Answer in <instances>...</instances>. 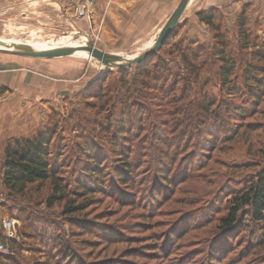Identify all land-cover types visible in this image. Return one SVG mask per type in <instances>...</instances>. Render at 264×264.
<instances>
[{
  "label": "rangeland",
  "instance_id": "obj_1",
  "mask_svg": "<svg viewBox=\"0 0 264 264\" xmlns=\"http://www.w3.org/2000/svg\"><path fill=\"white\" fill-rule=\"evenodd\" d=\"M179 1L152 14L157 26L139 42L140 33L107 25L108 0L95 2L89 17L78 14L85 0L32 10L4 0L0 39L42 45L84 36L78 46L91 41L103 53L131 58L150 48L144 45ZM237 1H192L145 71L136 64L106 71L85 52L48 61L60 67L55 77L64 85L52 97L0 85V242L8 248L0 264H264L260 226L250 216L221 227L231 197L264 167V0ZM209 8L217 9L233 65L225 81L215 34L196 17ZM243 10L250 40L238 35ZM10 56L0 52V59ZM252 66L263 85L246 80ZM39 131L51 132L50 162L65 190L51 207L49 182L17 196L1 180L6 143ZM67 206L80 209L67 214ZM3 220L14 224L12 235Z\"/></svg>",
  "mask_w": 264,
  "mask_h": 264
},
{
  "label": "trees",
  "instance_id": "obj_2",
  "mask_svg": "<svg viewBox=\"0 0 264 264\" xmlns=\"http://www.w3.org/2000/svg\"><path fill=\"white\" fill-rule=\"evenodd\" d=\"M216 11L217 9L215 8H210L206 11H198L196 17L201 23L211 28L215 34L214 40L216 45L212 47V50H216L218 52L216 54H220L219 61H221V67L219 69V74L225 81V78L229 77L233 65L228 64V58L224 49V37L221 34V26L215 23ZM245 26L246 17L245 11L243 10L237 18L238 35L242 39L250 40L251 37L244 31ZM174 33L175 30L171 36ZM170 37L161 49L169 45L171 41ZM260 53L262 52L258 50L255 54L259 56L258 58H263ZM155 55L156 54L139 64V68L144 66L143 69L140 70H147L149 59H153ZM191 55L192 58H197L196 51H191ZM182 58L183 62L188 64L185 53H182ZM123 69L124 68H120L119 70ZM258 71L260 70L255 66L245 69L247 74L246 80H251L256 86L259 84L263 85L260 79H256V77L253 76L258 73ZM246 87L249 88L248 86ZM247 94L250 98H259L258 93L252 89H248ZM50 134L51 132L48 131H39L31 138H16L6 143L1 180L8 194L21 196L29 186L49 182L53 186L54 193H56L48 197L46 201L50 207L65 197V190L59 183L60 179L56 177L58 172L50 162L52 155ZM96 163L98 164V161H96ZM85 170H87V168ZM88 170H90V168ZM124 180L125 179H121L122 182H125ZM231 200H233V205L230 207L227 216L221 219V227L225 230H230L239 221L240 215L244 214L250 216L251 220L260 226L258 240L264 245V167L249 180L245 187L237 192V195H233ZM79 209L78 207L67 206L65 212L67 214H72Z\"/></svg>",
  "mask_w": 264,
  "mask_h": 264
},
{
  "label": "crops",
  "instance_id": "obj_3",
  "mask_svg": "<svg viewBox=\"0 0 264 264\" xmlns=\"http://www.w3.org/2000/svg\"><path fill=\"white\" fill-rule=\"evenodd\" d=\"M4 1V0H2ZM0 0V2H2ZM13 3L9 6L26 7L32 10L36 6H41L42 2H50L54 6L63 4L77 5L79 0H6ZM52 1V2H51ZM107 4V0H102ZM179 1V0H178ZM225 3L235 0H193L195 3ZM239 1V0H238ZM237 1V2H238ZM175 0H112L110 8L106 13L107 25L117 30L120 28L129 29L128 36L139 34L143 42V37L151 35V29L157 26V22H151V16L158 12L160 7L166 3H174ZM240 2V1H239ZM210 9V8H209ZM101 13V12H100ZM101 16V15H100ZM148 16V17H147ZM113 22V23H112ZM146 27V30L140 32V29ZM131 33V34H130ZM51 59L29 58L13 55L5 59H0V85L20 92L21 95L32 96L33 99L52 97L64 87L63 83H58L55 77L56 72L61 69L58 66L50 64ZM54 73V74H53Z\"/></svg>",
  "mask_w": 264,
  "mask_h": 264
},
{
  "label": "water",
  "instance_id": "obj_4",
  "mask_svg": "<svg viewBox=\"0 0 264 264\" xmlns=\"http://www.w3.org/2000/svg\"><path fill=\"white\" fill-rule=\"evenodd\" d=\"M193 0H180L176 6L173 13L170 15L166 23L159 30V33L154 40L153 45L141 54L134 56L133 58H128L125 56H120L118 54H107L95 48L91 41H87L85 46L74 47V48H55L41 51H34L30 49L27 45L18 44L13 45L14 50H2L0 52L18 55L22 57L29 58H39V59H56L62 57H68L72 55L76 50L86 51L93 59L97 60L101 65L106 67V71L112 68H128L134 64L139 65L148 58H151L156 54L167 39L171 36L175 28L178 26L180 19L182 18L187 7ZM0 43H3L0 40Z\"/></svg>",
  "mask_w": 264,
  "mask_h": 264
},
{
  "label": "bare ground",
  "instance_id": "obj_5",
  "mask_svg": "<svg viewBox=\"0 0 264 264\" xmlns=\"http://www.w3.org/2000/svg\"><path fill=\"white\" fill-rule=\"evenodd\" d=\"M158 33H159V31H158ZM82 38H86V37L81 36L80 38H77V37L75 38V36L68 34V35H65L63 38L58 39L56 44H42V45H40L39 43H25L24 45H27L30 49H32L34 51H41V50H48V49H55V48H62V47L74 48V47L85 46L87 44V42H86V43H84L85 45L78 46L77 42ZM0 40L3 42V43H0V49H2V50H14L13 45H18L14 42H8L5 39H0ZM153 43H154L153 41L146 43L144 45V48L145 47H151L153 45ZM85 52L86 51L76 50L73 54L76 53L78 55H83ZM133 57H131V58H133ZM90 58H92V57L90 56Z\"/></svg>",
  "mask_w": 264,
  "mask_h": 264
},
{
  "label": "built area",
  "instance_id": "obj_6",
  "mask_svg": "<svg viewBox=\"0 0 264 264\" xmlns=\"http://www.w3.org/2000/svg\"><path fill=\"white\" fill-rule=\"evenodd\" d=\"M98 0H85L84 5H82L78 9V14L80 16H86L89 17L90 10L94 7L95 2ZM112 0H108V3H110ZM3 227L6 229L7 233L9 235L13 234V231L15 229L14 224H12L10 221L3 220L2 221ZM8 250L7 246L0 242V254L6 253Z\"/></svg>",
  "mask_w": 264,
  "mask_h": 264
}]
</instances>
